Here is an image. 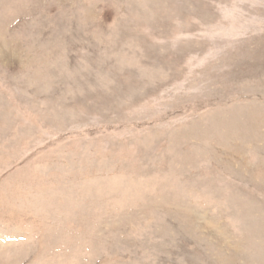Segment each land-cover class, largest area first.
Segmentation results:
<instances>
[{
  "label": "rangeland",
  "instance_id": "374dc122",
  "mask_svg": "<svg viewBox=\"0 0 264 264\" xmlns=\"http://www.w3.org/2000/svg\"><path fill=\"white\" fill-rule=\"evenodd\" d=\"M0 264H264V0H0Z\"/></svg>",
  "mask_w": 264,
  "mask_h": 264
}]
</instances>
